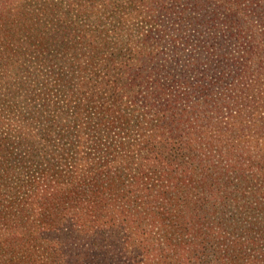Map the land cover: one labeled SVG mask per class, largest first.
I'll use <instances>...</instances> for the list:
<instances>
[{"label": "trees", "instance_id": "1", "mask_svg": "<svg viewBox=\"0 0 264 264\" xmlns=\"http://www.w3.org/2000/svg\"><path fill=\"white\" fill-rule=\"evenodd\" d=\"M117 1L0 0V264H264V0H170L243 45L179 67L132 32L166 0Z\"/></svg>", "mask_w": 264, "mask_h": 264}, {"label": "rangeland", "instance_id": "2", "mask_svg": "<svg viewBox=\"0 0 264 264\" xmlns=\"http://www.w3.org/2000/svg\"><path fill=\"white\" fill-rule=\"evenodd\" d=\"M22 4V12L32 14L38 12L40 7L47 4L66 6L67 0H19ZM118 4L121 5L124 0H118ZM164 5H157V8L153 15V20L149 24H135L133 27V34L138 35V32L143 33L146 38L144 44L153 49L160 55V60H167L175 62L178 59V67L183 61H189L191 63L196 62L197 59L204 60L205 49L210 44H216L220 34L223 35L224 45L222 51L228 58L241 56L243 45L241 42L229 38L224 30L223 25L216 27L213 32L209 33L204 28H199L197 25H190L193 19L194 12L192 10V3L179 2L171 4L170 0L162 1ZM162 7V10L161 8ZM211 12L212 7L206 8ZM147 12H150L149 10ZM153 14V13H152ZM183 19H178L180 16ZM222 17V12L219 13ZM103 19V14H95V17L91 19L89 34L100 35L101 28L100 22ZM139 33V34H140ZM144 38V37H143ZM14 47L8 50L10 55L8 58L19 56L18 61H15L7 68L9 80L12 81L14 77L19 78L20 81H25L29 73L35 74L41 69L38 64H34V60L29 56L30 50L27 49V40L23 38H17ZM15 51V53H12ZM15 66V67H14ZM13 68V69H12ZM25 71V72H24ZM49 69L42 68V75L48 76ZM3 70L0 66V78L3 77Z\"/></svg>", "mask_w": 264, "mask_h": 264}]
</instances>
